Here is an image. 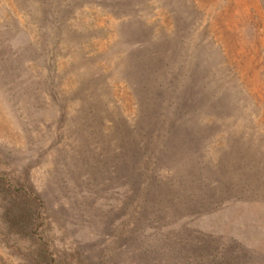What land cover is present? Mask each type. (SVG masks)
<instances>
[{
  "label": "rangeland",
  "instance_id": "obj_1",
  "mask_svg": "<svg viewBox=\"0 0 264 264\" xmlns=\"http://www.w3.org/2000/svg\"><path fill=\"white\" fill-rule=\"evenodd\" d=\"M138 167L162 200L130 193ZM25 193L68 264H145L120 248L141 209L165 264L198 229L223 247L202 257L264 264V0H0V264H32Z\"/></svg>",
  "mask_w": 264,
  "mask_h": 264
},
{
  "label": "trees",
  "instance_id": "obj_2",
  "mask_svg": "<svg viewBox=\"0 0 264 264\" xmlns=\"http://www.w3.org/2000/svg\"><path fill=\"white\" fill-rule=\"evenodd\" d=\"M144 168L139 169L136 172V178L132 179L131 181V185H128V189L130 190V193H132L133 195L136 194V196L139 197L140 194H142V199L143 202L141 203L142 206L146 205L148 206L149 204V198L150 196V191H153L155 193H153L154 195L151 196L150 200H152L153 202H157L159 200H162L161 197H159V195H156V191L155 188L160 187L161 185H156L155 181H157L158 183L162 184L164 182L162 181H158L157 178L155 177V175H152L151 177L149 176V172L146 174L147 169L145 168V171L143 170ZM143 170L145 172V174H143L142 172H139ZM117 175V180L119 179H123L126 180V176L124 175H118L117 172H115ZM147 176V177H146ZM119 177V178H118ZM147 178L149 179V181H147ZM159 179V178H158ZM154 181V182H153ZM170 188L172 185H170ZM176 191V190H175ZM170 192V191H169ZM168 192V194H169ZM149 193V195H148ZM139 194V195H138ZM21 199H23L22 201V207L19 208L18 210H13L14 212H18L19 214V218L21 220V224L23 226V230L25 232L26 237H29L33 240V246L35 247V251L32 255L33 260H31L32 264H41L43 261H45L47 264H68L67 261L65 260H61L58 257H54V255L52 256L51 254V250L49 249L50 243L51 241L48 238L42 237L41 235L38 234V228L42 227L45 230V223H44V219L41 218L42 217V211L45 210V206L43 204V202L41 201L40 198H33L31 195H29L28 193H25V195L22 197H20ZM141 199V198H140ZM141 199V201H142ZM151 201V202H152ZM167 202H169V208H174L177 207L178 209V204L179 201L178 200H166ZM205 203V207L199 205L200 207L195 208V204L192 206L191 210L189 208H187L186 212L180 211V215H179V221L183 222L185 224L181 225V229L182 232H185L188 234H190L191 232V236L186 237V239L182 240L181 238H179L178 240H180L177 245L172 244V258L176 264H216L215 261L212 262V260L215 259L214 254L210 255V256H206V257H202V253L207 252L210 250V248H213V246L215 247V250H220V248H223L221 245H218L215 242H206L204 239H202L205 235L206 232H204L201 229H198V231L194 230V231H190V227L191 224L194 221H198L197 217L198 216H202V214H206L207 212H203V208H207L206 206H208V201H204ZM203 203V204H204ZM190 206V205H189ZM212 206V205H210ZM166 208V207H165ZM190 210V211H189ZM142 213H139V219L137 220V226L135 228H133V231H130L128 234V238H130L131 240L128 239L127 240H121V244L122 246L120 247L121 249L127 245L128 243H130L132 246H135V249L137 252H140L142 255H144V259H145V264H151V258H153V260L155 261L154 263H156L158 261L159 264H165V262L161 261L160 259H158V255L157 254H153L152 257L149 256V243L145 240V236L142 235L143 230L140 229V224L138 223H142V216L144 213V210L141 209ZM189 212V214H188ZM188 214V215H187ZM186 216H190L189 219H185L188 218ZM208 216H212V214L210 215V213H208ZM202 218V217H201ZM184 219V220H183ZM144 222V221H143ZM177 222V221H176ZM38 226V227H37ZM107 227V225H106ZM138 228V229H137ZM108 231V229H107ZM190 231V232H189ZM108 235V233L106 232L105 235ZM206 235H208L206 233ZM106 237V236H105ZM122 238H124L122 236ZM213 239V237H210ZM126 242L127 244L124 245V243L122 242ZM176 243V242H175ZM212 246V247H211ZM209 247V249L207 248ZM119 248V247H117ZM170 248V247H169ZM108 252L104 254L105 257L101 258V264H107L109 262H111V258H109V256L107 255L108 253H110L111 249L108 248L107 249ZM168 250L169 252L171 251L170 249H167V252L165 253V258H167L168 256ZM129 251V250H128ZM112 254H117L116 250L113 249V252H111ZM227 254H231V256L236 257V254H238V252H234L231 250L225 251L223 254L221 253V255L218 256L219 260H223L224 257L227 256ZM234 254V255H233ZM118 255L121 254H117ZM142 255L140 256V258L142 257ZM122 256V255H121ZM120 256V258H121ZM138 255H134L132 256V259L134 260V258H137ZM233 261H231V264H238V260H236L235 258ZM82 258V257H81ZM111 259V260H110ZM139 259V258H137ZM164 259V258H163ZM171 259V258H170ZM83 262L84 259L82 258ZM166 260V259H165ZM78 261V259L76 260ZM168 261H170L168 259ZM79 264H82V262L80 261ZM167 264V263H166Z\"/></svg>",
  "mask_w": 264,
  "mask_h": 264
}]
</instances>
